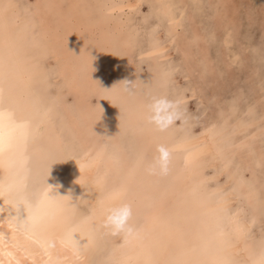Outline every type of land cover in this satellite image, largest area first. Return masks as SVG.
I'll list each match as a JSON object with an SVG mask.
<instances>
[{
	"label": "rangeland",
	"instance_id": "obj_1",
	"mask_svg": "<svg viewBox=\"0 0 264 264\" xmlns=\"http://www.w3.org/2000/svg\"><path fill=\"white\" fill-rule=\"evenodd\" d=\"M136 1L15 0L16 8L8 14L14 34L22 31L15 47L29 56L25 62L38 78L37 96L52 108L49 115L29 112L20 120L21 88L8 75L0 112L25 128L14 155L16 172L28 178L23 201L27 222L41 229L72 211L76 185L83 184L72 174L98 162L96 179L104 181L101 212L117 198L118 206L131 207V231L112 233L119 264H128L129 256L133 262L153 264L172 236L176 239L167 264H264V0H169L170 12L161 10L159 0ZM1 2L7 5V0ZM114 16H131L126 33L115 28ZM92 21L100 30L91 39L75 41L74 48L63 38L57 41L59 57L46 42L50 32L60 29L62 34ZM127 34L130 43L125 48ZM86 44L96 47L92 59L83 50ZM109 48L119 55L116 62ZM7 57L0 56L4 65ZM64 66L73 73L69 79ZM78 73L80 88L72 84ZM118 80L125 81V97H115L118 89L111 86ZM156 99L173 102L172 107L160 106L161 115L171 116L172 123L165 119L157 126L149 121ZM160 144L171 151L168 174H151L160 181L151 175L140 178V169L148 173ZM200 151L203 161L187 178L192 156ZM244 233V246L237 248ZM111 250L103 248L93 264L105 262Z\"/></svg>",
	"mask_w": 264,
	"mask_h": 264
},
{
	"label": "bare ground",
	"instance_id": "obj_2",
	"mask_svg": "<svg viewBox=\"0 0 264 264\" xmlns=\"http://www.w3.org/2000/svg\"><path fill=\"white\" fill-rule=\"evenodd\" d=\"M217 1L219 2V0H217ZM222 1L223 0H221L220 2H222ZM140 2L141 1L138 0L135 3L137 5V4H140ZM159 2L161 3V6H160L161 10L166 11V12H170V8L171 7H170L169 0H159ZM212 2H213V0H212ZM78 4H80V3H78ZM127 4H129V3L127 2ZM57 5H59V4H57ZM136 5H134V7L137 8ZM235 5H233V6H235ZM217 6H215V7H217ZM131 7H133V6H131ZM15 8H16V2H15V0H7V5L6 6L2 5V2L0 0V24L2 25L0 27V56H6V55H8L7 58L9 59V62L8 63H5V65L0 60V104L3 102V100H5V99H3V97H1V89H4V87L6 86V83H7L6 81L9 79V76L8 75H10V76H12V78H10V79H12L14 81L15 86H17L18 88H21L20 89L21 93L19 94L21 97H19V101H17V103H18V105L20 107V111H21V112H19V114H20V120L21 119L24 120L26 118V115H28L29 112H30L31 115H32V112H34L36 115H38L39 112H43L45 115H49V112L51 111L52 108H51V106H47L46 104H44L42 98L40 96H37L38 95V93H37L38 91L36 89V83L38 81V78L36 77V75H35L34 72H31L28 69V66L26 64V62H27L26 60L29 59V56H26L25 54H22V52L19 51L15 47L16 44H17V41H19L23 37L22 31L19 32L20 33L19 35L14 34L15 23L12 22L9 19V17H8L9 12L11 10H14ZM175 8H176V6H175ZM235 9H236V7H235ZM177 12H179V11H177ZM106 15H108V13ZM57 16H58V14H57ZM225 16H227V15H225ZM59 17H61V15ZM68 17H70L69 14H68ZM114 17L116 18V20H114L115 21V28L116 29H119V30L120 29L121 30H125L123 32L126 33V31H127L126 30L127 29L126 27H127V25H129L128 23H130V17L131 16L130 17H127V16L126 17L125 16L124 17L114 16ZM169 17H170V15H169ZM170 19L172 20V22L174 21L175 18L173 16V14H171V18ZM38 21H39V19H38ZM61 21H62V19H61ZM106 21L109 22L108 19ZM222 23H224V22H222ZM225 23H226V21H225ZM98 24L99 23H97L96 21H92L91 23H89V26H87V25L84 24L85 27H83L82 25H80V26H76L74 28H67V30L65 32H63L62 34L60 33L62 30L57 29V31L50 32L49 33V36H46V42L48 43V45H50L52 47V49L56 53L57 57H59V55L57 53L58 52V48L56 47V44L58 43L57 42L58 40H60L61 38H63L65 40V42H66V45H68V47H73L74 48L75 46H77L76 45L77 43H75V41H77L79 39L80 40H82V39H84V40L85 39H91L93 37V34L94 33H97L98 30H100ZM66 25L68 26L67 23H66ZM169 25H170V23H169ZM111 26H112V24H111ZM131 26H132V24H131ZM171 27H173V25ZM226 27L227 26H225V28ZM47 30H49V29L47 28ZM225 31H226V29H225ZM225 33H228V32L226 31ZM127 37H128V34L126 35V37L122 41L123 44H124L123 46L125 48H127L126 46H127L128 42L130 43V41H128V38ZM94 38H96V37L94 36ZM224 40H226V38H224ZM94 42H96V41H94ZM163 43H162V45H164ZM59 44H61V43H59ZM199 45H201V44L199 43ZM85 46L86 47L83 48V50L84 51L86 50L87 51V54H89L88 55L89 56L88 58L92 59L91 56L92 55H95L94 52H96V47L94 46V48H90L89 46L87 47V44ZM121 48H123V47H121ZM156 48H157V46H156ZM78 49H80V48H78ZM102 49H104V48H102ZM128 49H130L129 46H128ZM185 49L187 50V48H185ZM132 50H134V48ZM72 51L73 50L71 49L70 51L66 52V54L67 53L69 54ZM6 52H9L10 54L9 53H6ZM109 52H110V56H111L110 58L113 59V60H115V62H116V60H118L119 55L114 54L115 52L111 48H109ZM109 52L107 51V55H108ZM133 57L136 58V56H133ZM152 57H154V56H152ZM143 59L145 60V58H143ZM86 60H88V59H86ZM154 60H155V58H154ZM135 61H133L132 58H131L130 64H132L134 67L137 68V65H136V62ZM151 62L154 63L153 60ZM111 64H112V62H111ZM93 67H95V66L93 65ZM113 67L114 66H112V68ZM96 68H98V67L96 66ZM100 68H98V69H100ZM109 68H111V67H109ZM151 68H153V67H151ZM161 68H159V69H161ZM154 69H157V67L154 66ZM69 70H70V67H66V66L63 67V71L66 74V78L67 79H69L73 75V73H71V74L69 73V72H71ZM72 72H74V71H72ZM155 73H157V72H155ZM130 74H131L130 75V79H134V73H133V71H130ZM76 75L78 77L75 78V80L72 81V84H73L74 87H77L76 85H78V87L80 88V87H82L81 84H83V83H79L80 82V78H81L80 76L81 75H79V73L76 74ZM150 75H148V76H150ZM100 78H101V76H100ZM156 78H158V77H156ZM152 80H155V79L152 78ZM13 81H12V83H13ZM137 82L138 81L135 80L132 83H134L135 85H137L138 84ZM103 83H104V81H103ZM108 83H110V82L108 81ZM124 84H125V81L124 80L123 81L122 80L114 81L113 86H111V87L113 88V90L116 89V88L118 89L117 92H116V90H114L116 92L115 93V97L117 96V98H118L120 95L125 97V96L128 95L126 93L128 91L125 90V85ZM152 85H154V84H152ZM109 86H110V84H109ZM135 88H136V86H135ZM135 88L133 87V89H135ZM109 89L107 91H109V92L110 91H113V90H109ZM136 89H135V91H136ZM104 91H106V90H104ZM30 92L32 94L34 93L35 95L33 94L34 96H32V95L27 96V95H29ZM137 92L140 93V91H137ZM142 95H144V94H142ZM111 96H113L112 93H111ZM94 97H96V96H94ZM129 98H131V97H129ZM114 99H116V98H114ZM115 102H116V100H115ZM128 111L130 112V110H128ZM11 121H12V118L11 117L5 118L3 116V114L0 112V264H93L94 261H95V259H96V257L98 256V253L103 248L109 247V246L112 247V250L110 251L109 255L106 257V259H105L106 261L105 262H102L101 264H107L110 259H111V264H119V256H120V253H119V250H116L117 249V246H116L115 240L112 238V229L105 226V219H106L108 210L110 208L117 207L119 205V200L120 199L117 198L114 201V203L108 208V210L106 212H104V213L101 212V207H102V188H103L102 184L104 183V181H103V183H101V182H99L96 179V171L98 169V162L92 163L90 165H86V166L82 167L81 169H79L78 171L77 170H76V172L74 171V174H72V177H74L75 175L79 176V178L82 179V183H83L82 186H79L78 184L76 185L77 186L76 189H77L78 192L76 194V202L74 203V207H73V210L72 211L67 212L65 215L56 218L55 220L51 221L48 225H46L45 227H43L41 229H36L34 224H30V223L27 222V216H26L27 212H26V209L24 207V202L23 201H24V192H27L29 190V184L26 183V180L28 178L27 177L26 178L21 177V175L16 172V156L14 155L15 154V152H14L15 146H16L18 140L21 137L23 138V135L25 134V128H24V126H23L22 123H18L16 121L13 122V123H10ZM42 122H43V119H40L39 120V123H38L39 128L36 131L37 133H39L41 131ZM233 123H234V121H233ZM217 124H218V121H217ZM121 126H122V124H121ZM219 126H222V125H219ZM227 126H228V124H227ZM236 127H238V126H236ZM237 131H239V130H237ZM191 136H193V135H191ZM203 136H205V135H203ZM213 136H215V135H213ZM208 145H209L208 146L209 148L210 147H213L210 144H208ZM238 147L239 146H237V148ZM193 149H195V148H193ZM204 149H206V148L204 147ZM128 150H130V149H128ZM211 150H213V149H211ZM230 150H231V148H230ZM202 153L200 151L198 153H195L192 156V166L189 167L188 170L186 171V177L187 178L189 177V175H191V173L194 170V168L198 167L199 162L201 160L203 161V158L202 157H203V154L204 153L203 154ZM144 154H145V152H144ZM216 155H217V153H216ZM61 160H63V159H61ZM204 160L207 161V159H204ZM66 163H69V162L67 161ZM188 163H189V161H188ZM203 168H205V167H203ZM215 168H217V166H215ZM140 171L142 172L140 178H148L151 175V174H149V172L148 173L147 172H144L143 173V169H140ZM199 171H201V170H199ZM69 174H70V171H69ZM215 174H216V172H215ZM152 177H154V180H158V181H160V179H161V178L157 177V175H154ZM183 179H185V178H183ZM140 181H142V179ZM214 206L216 207V204ZM233 215H234V213H233ZM238 224L239 223L237 221V224L236 225L238 226ZM243 224H245V223H243ZM243 227H244V225H243ZM245 228H246V226H245ZM231 229H232V227H231ZM248 231L249 230H247V232ZM231 233H233V232H231ZM245 236H246L245 233L241 236L237 248H240L241 246H244L243 239H244V242H245ZM175 239L176 238L172 236L165 243H163V247L161 248L160 255H159V257L157 258V260L153 264H167L168 263L167 262V257H168V254H169L170 249L172 248V246H173V244L175 242ZM247 242H248V240H247ZM256 245H257V243H256ZM132 250H131V252H132ZM229 250H232V248L231 249L228 248V251ZM260 250H262V249H260ZM235 252L236 253L238 252L237 249H235ZM225 253H227V252H225ZM242 253H244V252H242ZM133 257L134 256H129L127 258L128 259V261H127L128 264H142L141 260H137V261L133 262L132 261ZM225 258H226V256H225ZM229 259H230V257H229ZM125 260H124V263H125ZM217 260H218V258H217ZM234 260H236V259H234ZM238 263H239V261H238ZM242 263H243V261H242ZM244 264H246L245 261H244Z\"/></svg>",
	"mask_w": 264,
	"mask_h": 264
},
{
	"label": "clouds",
	"instance_id": "obj_3",
	"mask_svg": "<svg viewBox=\"0 0 264 264\" xmlns=\"http://www.w3.org/2000/svg\"><path fill=\"white\" fill-rule=\"evenodd\" d=\"M161 105L173 106V102L166 99H156L150 106L152 114L149 116V121L160 126L165 119L167 123H172V117L167 118L161 115ZM157 155L154 157L153 163L147 169L149 174L167 175L169 172L171 151L163 144L157 145ZM131 207L127 204H123L117 207L110 208L108 210L105 226L112 229L113 234H119L123 231H131V227L128 225V221L131 218Z\"/></svg>",
	"mask_w": 264,
	"mask_h": 264
}]
</instances>
